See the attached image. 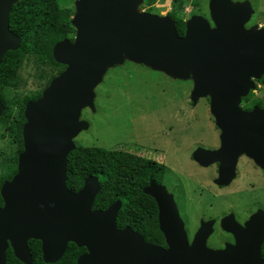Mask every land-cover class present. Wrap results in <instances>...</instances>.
I'll list each match as a JSON object with an SVG mask.
<instances>
[{
  "label": "water",
  "instance_id": "obj_1",
  "mask_svg": "<svg viewBox=\"0 0 264 264\" xmlns=\"http://www.w3.org/2000/svg\"><path fill=\"white\" fill-rule=\"evenodd\" d=\"M18 1L0 0V64L4 54L21 43L9 29V14ZM143 2L75 0L74 40L64 38L52 49L54 60L65 68L39 98L26 103L17 172L0 188V264H7L9 247L20 262L32 264L30 239L41 241L46 263L61 259L69 242L86 248L76 264L264 263L262 209L244 226L231 214L222 220L247 254L238 255L230 245L214 250L206 245L212 221L202 220L189 242L173 194L150 180L143 192L157 204L159 229L168 245L162 248L146 242L130 226L117 227L121 200L104 210L93 208L101 188L98 176H87L76 192L67 187V156L76 148L74 138L88 128L81 112L94 107V89L105 70L125 59L173 78L191 77L194 104L209 98L222 131L220 144L216 149L199 147L192 157L203 167L218 163L214 184L227 186L234 180L242 155L264 170V107L240 106L264 74V27H245L254 12L251 3L209 0L210 21L193 15L179 36L170 15L141 11ZM3 110L0 99V116Z\"/></svg>",
  "mask_w": 264,
  "mask_h": 264
},
{
  "label": "rangeland",
  "instance_id": "obj_2",
  "mask_svg": "<svg viewBox=\"0 0 264 264\" xmlns=\"http://www.w3.org/2000/svg\"><path fill=\"white\" fill-rule=\"evenodd\" d=\"M58 1L75 12V0ZM248 1L255 13L253 20L264 25V0ZM208 3L209 0H156L150 13L159 16L175 13L185 20L193 15L210 19ZM58 70L28 59L20 68L17 81L6 91L14 109L5 127L0 124V173L17 149L7 126L22 98L42 92ZM192 89L191 77L173 78L125 59L103 73L94 89V107L81 112L80 119L88 122V128L74 138V143L76 147L98 146L143 153L166 165L169 182L164 186L176 193L175 200L189 215L190 223H197L194 220L198 216H216L230 209L239 218L257 207L264 210V170L246 155L240 157L236 178L227 186L214 184L215 165L203 167L193 159V152L199 147L217 148L222 131L210 111L209 98H200L194 104L190 98ZM252 92L253 98L264 100V86L257 84ZM244 104L246 101L240 106Z\"/></svg>",
  "mask_w": 264,
  "mask_h": 264
},
{
  "label": "trees",
  "instance_id": "obj_3",
  "mask_svg": "<svg viewBox=\"0 0 264 264\" xmlns=\"http://www.w3.org/2000/svg\"><path fill=\"white\" fill-rule=\"evenodd\" d=\"M156 0H144L141 9L152 12ZM74 14L72 7L63 6L58 0H19L11 8L9 14V29L21 38L17 50L7 51L0 64V99L4 110L0 116V124L5 127V121L10 119L14 108L8 100V88L16 82L23 63L31 59L35 64L59 68L52 55L56 42L64 38L74 40L75 28L71 24ZM175 23L176 32L183 36L186 20L175 13H169ZM56 74V75H57ZM51 76L45 87L56 76ZM264 86V74L256 81ZM253 92L242 98L246 104L243 109L249 110L253 106L264 107L262 98H253ZM41 96L37 94L25 95L20 102L17 113L8 124L9 133L13 134V141L17 144L14 157L7 162L4 172L0 173V188L3 182L10 180L17 172V157L23 150L22 126L25 123L24 108L27 102L34 101ZM166 166L163 163L147 160L136 154L119 149L98 146L78 145L67 156V187L76 192L89 175L98 176L100 191L96 195L93 208L104 210L116 200L122 205L117 214L118 228L130 226L142 235L148 242H160L162 238L158 225V208L155 200L143 192L150 179L156 183L163 180ZM0 195V205H2ZM32 256V264H48L42 259L41 244L32 240L28 245ZM264 258V246L262 248ZM85 251L74 243H70L61 259L53 264H76L77 257ZM7 264H23L15 258L11 248L6 251Z\"/></svg>",
  "mask_w": 264,
  "mask_h": 264
},
{
  "label": "flooded vegetation",
  "instance_id": "obj_4",
  "mask_svg": "<svg viewBox=\"0 0 264 264\" xmlns=\"http://www.w3.org/2000/svg\"><path fill=\"white\" fill-rule=\"evenodd\" d=\"M255 15V13H253L252 14V16L250 17V19L246 22V24H245V27H247V28H249V27H251V26H253V25H258V27H260V28H262V27H264V25H262V24H258V22H255L254 20H253V16ZM205 18H207V17H205ZM209 21H210V19L209 18H207ZM210 24L213 26V24L210 22ZM205 149H208V148H205ZM216 149V148H215ZM134 154V153H133ZM136 155H138V156H140V157H142V158H145V159H147V160H153V158H151V156H147V155H145V154H136ZM241 157V156H240ZM240 157L238 158V161H239V159H240ZM155 161V160H154ZM238 161H237V165H236V168H237V166H238ZM253 162V161H252ZM161 163V162H160ZM254 163V162H253ZM255 164V163H254ZM212 165H215L216 166V177H217V172H218V163H214V164H212ZM212 165H210V166H212ZM166 166V165H165ZM168 170H167V166H166V169H165V173H164V177H163V180L161 181V182H159V184H163V185H166L167 184V181H168V178L166 177V175L168 176ZM236 175H237V171H236ZM169 177V176H168ZM215 177V178H216ZM214 178V179H215ZM235 178H236V176H235ZM234 178V179H235ZM213 179V180H214ZM150 180H153V179H150ZM150 180H149V182H150ZM149 182H148V184H149ZM165 182V183H164ZM169 182V181H168ZM177 186V185H176ZM166 187V186H165ZM221 188V187H220ZM166 189H168V188H166ZM177 189H179V191H180V188H177ZM168 192H170L169 191V189L167 190ZM170 193H172L173 194V196H174V200H175V196H176V193L174 192V191H171ZM178 202V201H177ZM176 202V200H175V203H176V206H177V209H178V212H179V215H180V217H181V219L183 220V222H184V228H185V231H186V233H187V238H188V241L189 242H191L192 241V239H193V237H194V234L197 232V230L199 229V227H200V224H201V221L203 220V221H212V225H211V229H212V232H211V234L208 236V238H207V241H206V245L209 247V248H211V249H214V250H223V249H225L226 248V246L227 245H230V247H232L233 248V251H235V253H237L238 255H242V254H247V250L246 249H239L238 248V243H237V240H236V238H235V236H234V234H232L231 232H228V231H226L225 229H224V226H223V224H222V220L223 219H225V217H228L230 214L234 217V219L240 224V225H242V226H244V223L249 219V217H250V215L251 214H253L254 212H256L258 209H261L260 207H257L254 211H252L251 213H249L246 217H243V218H239V216L232 210V209H230V210H227V211H225V212H221V213H218L216 216H211V217H206V216H204V215H201V216H198L195 220H194V222L195 221H197V223H195V224H193V223H190L189 222V220H190V218H189V215H187L186 214V212H184L183 210H182V208H181V206H179V204ZM2 205H3V202H2ZM2 205H0V206H2ZM263 209V208H262ZM200 215V214H199ZM157 219H158V214H157ZM125 227H127V226H125ZM124 228V227H123ZM119 229H122V228H119ZM160 230V229H159ZM135 231V230H134ZM161 234H162V240L160 241V242H148V241H146V242H148V243H151V244H153V245H155V246H160V247H162V248H167L168 247V245H167V243H166V239H165V237H164V235H163V233L161 232ZM142 236V235H141ZM213 236H215L214 237V239H213ZM145 239V238H144ZM32 240H36V239H30L29 241H28V245H29V243L32 241ZM37 241H39L40 242V244H41V241L40 240H37ZM70 243H73V242H69L68 244H67V246L70 244ZM75 244V243H74ZM77 246V245H76ZM263 246H264V242H263V244H262V246H261V257L263 258V252H262V248H263ZM78 247V246H77ZM10 248V247H9ZM79 248H85V247H79ZM29 249V248H28ZM66 249H67V247H66ZM66 251V250H65ZM86 252V248H85V251L84 252H82L80 255H82V254H84ZM65 253V252H64ZM31 254V253H30ZM79 255V256H80ZM78 256V257H79ZM32 257V256H31ZM77 257V258H78ZM7 259V258H6ZM43 259V258H42ZM76 261H77V259H76ZM263 261H264V258H263ZM57 262V261H56ZM56 262H54V263H56ZM239 262V261H238ZM46 263V262H45ZM48 264H53V263H48ZM245 264H246V262H245ZM264 264V263H263Z\"/></svg>",
  "mask_w": 264,
  "mask_h": 264
},
{
  "label": "built area",
  "instance_id": "obj_5",
  "mask_svg": "<svg viewBox=\"0 0 264 264\" xmlns=\"http://www.w3.org/2000/svg\"><path fill=\"white\" fill-rule=\"evenodd\" d=\"M144 10V9H143Z\"/></svg>",
  "mask_w": 264,
  "mask_h": 264
}]
</instances>
